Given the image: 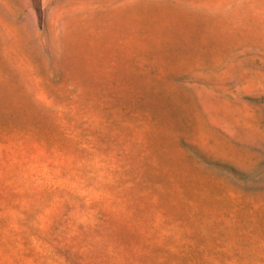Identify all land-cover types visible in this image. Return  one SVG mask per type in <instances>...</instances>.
Wrapping results in <instances>:
<instances>
[{"label":"rangeland","instance_id":"obj_1","mask_svg":"<svg viewBox=\"0 0 264 264\" xmlns=\"http://www.w3.org/2000/svg\"><path fill=\"white\" fill-rule=\"evenodd\" d=\"M0 264H264V0H0Z\"/></svg>","mask_w":264,"mask_h":264}]
</instances>
